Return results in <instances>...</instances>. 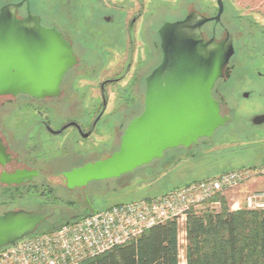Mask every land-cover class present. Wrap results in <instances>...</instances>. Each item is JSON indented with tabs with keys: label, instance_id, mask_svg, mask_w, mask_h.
I'll use <instances>...</instances> for the list:
<instances>
[{
	"label": "rangeland",
	"instance_id": "obj_1",
	"mask_svg": "<svg viewBox=\"0 0 264 264\" xmlns=\"http://www.w3.org/2000/svg\"><path fill=\"white\" fill-rule=\"evenodd\" d=\"M19 1L0 0V7L8 2ZM223 3L224 10L220 18L228 31L234 35L235 48H239L240 53H242L243 48H246L245 50L264 48V0H223ZM29 6L31 13L41 16L42 25H56L66 37L74 42L77 52L81 54L80 64L65 78L64 93L61 96L43 100H35L28 96L0 97V135L5 140H10L13 143L14 151L21 152L22 156L26 153L30 156L34 155L37 147L38 152L45 157H53V154L56 153L58 156L63 154L61 149L63 138H55L56 140H54L51 137L52 142L49 141L50 144H47L48 140L38 143L37 141H27L24 147H17L16 139L21 135H24L25 138L28 137L27 131L29 127L33 126L34 121L30 119V114L27 111L40 109L42 114L43 111L44 113L49 111L52 120L54 115L61 120L63 117L75 115L77 109H93L100 102L98 98H95L97 96L95 91L88 90L90 85H85L88 80L84 82V80L76 79L74 85L71 84V77L83 76L87 79L97 77L101 67H98V61L102 62V67H105L98 81L110 76L117 67V62L113 59L114 52L109 48H100L101 42L114 39L117 36L114 35L113 31L116 24L115 22L104 23L101 18L96 21L90 20L94 11L99 12V15L102 14V16L111 15L113 18L120 16L126 21H129L131 17L153 19L155 27L163 20L180 17L191 11L206 16H214L217 13L216 0H29ZM95 8L97 10H94ZM22 12H25V8L20 11V13ZM109 33L112 34V38ZM220 36L225 37L223 30ZM79 40H81L80 45ZM109 44L111 45V42ZM90 45H97L93 51L96 56L87 60L82 46ZM97 48H99V54ZM251 58L254 59L253 56H248L246 60H251ZM78 82L77 86L76 83ZM226 99L229 104L227 111L231 114V121L219 128L210 141L205 146L198 147L197 151L182 148L170 150L165 153L163 159L156 160L152 164H145L119 177L90 181L83 189L79 190H67L61 185L58 178L52 179L49 189L44 187H38L35 190L22 189L20 195L13 191L4 194L1 192L0 186V204L9 203L10 197L16 198L15 203L11 204L14 208H30L37 205L33 202L43 203L46 201L45 208L48 211H54V216L50 219L52 221L61 216H70V212H73L74 215L84 216L93 210L99 211L117 203L162 195L187 182L211 177L225 171L260 166L264 162V124L254 126L251 118L254 114L264 111V98L244 99L241 97L236 100L230 93ZM129 103L124 100L116 102L110 100L108 104L109 109H121L122 114L116 119L118 122L122 120L124 123L123 130L132 118L131 114L135 112L131 109L132 113H130V109H125V104L128 105ZM11 110L20 111L9 114ZM108 119L110 120V118ZM116 119L114 118V120ZM104 122L106 125L101 124L99 129L101 132H96L95 136L93 134L89 139L80 137L71 139L75 141H72L75 150L78 151L79 148L86 146L93 147L99 141L107 142L112 135V127L111 121L105 120ZM117 124L116 122L115 125ZM37 130H43V128H37ZM114 130H116L115 127ZM10 131H13V136L9 135ZM70 132H68V136ZM104 150L109 151V147L106 146ZM194 154H196L195 157L191 158L190 156H194ZM175 156L181 158L175 160ZM95 157L96 153L89 154V158L94 159ZM71 159L70 165L82 161L76 155H73ZM47 164L50 166L46 171L48 173H52L61 167L55 158L52 159L51 163L48 161ZM245 194L240 192V186H238L233 191L220 196L217 199L218 204L203 205L193 213L203 216L204 213H219L224 208L232 211L243 209L244 207L240 204H237L240 208L234 204L247 195ZM222 199L225 204L222 203ZM87 203L91 207H88ZM177 223L179 224L180 264H185V220H178ZM48 225V223L40 224L35 233L45 232L51 228ZM247 264L253 263L249 261ZM254 264H264V261Z\"/></svg>",
	"mask_w": 264,
	"mask_h": 264
},
{
	"label": "water",
	"instance_id": "obj_2",
	"mask_svg": "<svg viewBox=\"0 0 264 264\" xmlns=\"http://www.w3.org/2000/svg\"><path fill=\"white\" fill-rule=\"evenodd\" d=\"M24 2L27 13L19 17ZM216 4L214 16L192 11L160 27L163 59L146 79L143 111L127 124L117 151L64 174L68 188L129 173L162 157L167 149L190 147L200 138H211L225 125L228 116L221 115L211 90L233 53L231 34L220 40L204 39L201 34L204 23L220 20L223 0ZM76 62L71 44L55 27L42 25L40 16L31 13L28 0L0 7V96H57L63 76ZM263 122L264 114L253 118L255 124ZM7 160L0 141V163ZM35 174L18 171L4 175L3 180L20 183ZM51 214L25 209L0 214V248L34 234Z\"/></svg>",
	"mask_w": 264,
	"mask_h": 264
},
{
	"label": "flooded vegetation",
	"instance_id": "obj_3",
	"mask_svg": "<svg viewBox=\"0 0 264 264\" xmlns=\"http://www.w3.org/2000/svg\"><path fill=\"white\" fill-rule=\"evenodd\" d=\"M24 8H25V12L20 13V11L23 10ZM94 10L97 9L95 8ZM26 13H27V7H26V3L24 2L23 5L18 9V16L24 17ZM188 14H184L183 16L176 18L163 20L161 23H159V25H157V27H155V23L153 19L149 20L147 18L138 19L136 17H131L129 21H126L120 16H118L120 18L118 17L113 18L111 15L102 16V14L99 15V12L94 11L90 20L92 19L93 21H96V20H100L101 18V20H103L102 22L104 23L115 22L116 24L113 31L115 33L114 35L117 36L114 39H110L107 41L105 40L101 42L102 45L100 46V48H109L111 49V51L114 52L113 54L114 58L113 57L112 58L115 59V61L117 62V67L114 69L115 72L111 73L110 76L102 78L101 80L98 81L100 75H102V73L105 70V67H102L101 65L102 62L98 61L97 62L99 64L98 67L100 66L101 67L99 69V73L97 77L95 76V78L87 79V77H83V76L82 77L73 76L71 77L70 80H71V84H74L75 83L74 81L76 79H78L79 81L84 80V82L88 80L87 83H85V85H90L88 90L95 91V94L97 95L95 98H98L100 103L95 105L93 109H87V108L77 109L75 115L69 117H63V119L61 120L57 119L55 115L53 116L54 118L52 120L50 117L51 115L49 116V111L48 112L46 111L45 113L43 111V114H42V110L40 109L27 111V113L30 114L29 115L30 119H33L34 121L33 126L29 127L27 131L29 135L28 137L26 136L25 138L23 137L24 135H21L18 137V139H16L17 140L16 146L20 148L24 147L25 142L27 143V141L28 142L37 141L38 143L41 141L45 142L46 140H48L47 144H50L49 141L52 142V140L50 139L51 137H53L54 140H56L57 138H63V141L61 143V149L63 154H61L60 156H58V154L56 153L53 154V157L52 156L45 157L44 155H42V153L38 152L37 147H36L37 151L35 152L34 155L30 156V154L26 153L25 155L23 154L22 156L21 152L17 153L14 151V149L12 148L13 143L10 142V140H5L0 135V141L5 147L6 153L8 154V160L5 163H0V186L2 188L1 192L5 194L6 192L10 193L11 191H13L19 194L22 189L35 190L38 187H44L46 189H49L53 178L60 179L61 185L64 186L67 190L73 191V190L83 189L85 186L68 188L66 185V178L64 174L66 172L73 170L74 168L81 167L88 162H94L99 159L105 158L119 149L121 143V137L124 132L123 130L124 123L122 122V120H119L118 122V120L116 119L119 117V115L122 114L120 108L109 109L108 104L110 103V100H113V102L120 100L130 102L128 105L125 104V109H130V110L132 109L135 112L131 114L132 118L129 120V122L134 117L141 114L144 108L146 79L159 66V64L163 59L161 39L158 31L165 22H174V21L182 20ZM47 27H55L58 31L61 32L63 37L71 44L73 53L77 59L76 64L70 69H68V71L63 76L60 84L59 95L54 97H45V98H34L28 94H18L15 96L3 95L0 97L28 96L35 100H43V99L57 98L64 93L63 84L65 78L71 71H73V69L76 66L80 64L81 54L77 52V48L74 42L70 40L68 37H66L64 32L61 31L59 28H57L56 25H51ZM222 30L225 33V36L226 33L231 34V39L233 43V53L228 61L227 67L223 69L222 77L218 78L217 81L215 82L211 90V94L213 99H215L219 103L221 115L228 116V120L225 123L226 125L228 122L231 121V114L229 111H227L229 104L226 99L230 93L236 100L241 97L244 99L264 98V48H249L248 50H245L246 48H243L242 53H240L239 48H235L234 35L228 31L227 27H225V25L223 24L221 18L218 22L212 20L204 23L201 26V34L204 39H210L214 37L216 40H220L222 39V37L220 36ZM109 35L112 38V34L109 33ZM80 42L81 40H79L78 42L79 45ZM109 42H111V45L109 44ZM108 44L109 47H107ZM95 46L97 47V45ZM95 46L93 45L86 47L82 46L86 53L85 59L87 60L93 59V57L96 56V53L93 52L94 48H96ZM98 50L99 48H97V53L99 54L100 52H98ZM248 56H253L254 59L251 58V60H246ZM78 84L79 82L76 83L77 86ZM76 90L78 91V89ZM132 110L130 113H132ZM19 111L20 110L18 111L11 110L9 111V114L11 112H19ZM54 111H62V110H54ZM259 114H264V111L254 114L253 117L251 118V122L254 126H260L264 124V122L261 124L253 123V118ZM108 118H110V120ZM114 118L116 120H114ZM103 119L104 121L105 120L111 121L112 135L110 139L104 143L102 141H99L98 143H95L93 147L86 146L79 148L78 151L75 150V146L72 145V143L75 141L71 139H75L77 137H80L82 139H89L93 134L95 136L96 132L99 131L101 124L106 125ZM115 121L118 123L117 125H115L116 123ZM114 127L116 128V130H114ZM37 128L39 129L43 128V130H37ZM69 131L71 132L70 135L68 136ZM12 134L13 131H10L9 135L13 136ZM210 139L211 138L203 137L198 139L197 142L192 144L190 147L177 146L174 148L167 149L164 151L162 157L153 159L147 165L152 164L156 160L163 159L165 157V153L170 150H176L179 148L185 150H192V149L196 150L200 146H205L210 141ZM16 140L13 139V141L15 142ZM106 146L109 147V151L107 150L108 152L104 150ZM91 153H96V157L94 159L89 158V154ZM73 155H76V157H78L82 161H80L77 164L70 165L71 164L70 162L72 161L71 158L73 157ZM195 155L196 154H194V156L191 155V158H194ZM54 158L55 160L56 159L58 160V162L61 164V167L52 173L50 172L48 173L46 171L50 168V166H48L47 163L48 161H50L51 163L52 159ZM178 158L181 157L180 156L174 157L175 160H177ZM18 171H36V174L32 175L30 179L25 177L22 181H20V183H14L12 181L6 182L3 180L4 175H13ZM15 200L16 198L14 199L10 197L9 203L4 205L0 204V210H1L0 214L11 209H25L28 211H37V212L48 211L45 208V205L47 203L46 201L43 203L33 202L34 204L37 205L31 206L30 208H26V207L14 208L11 204L15 203ZM86 205L88 207H91L89 203H87ZM48 213H52L51 216L48 217L46 220H44L41 224L48 223L51 227L54 225L59 227L63 223L76 221L83 217L81 215H74L73 212H70L69 213L70 216L65 215V216H61L57 220L54 219L50 221V219L53 218L54 216V211L50 210L48 211ZM87 214L90 213H86V215Z\"/></svg>",
	"mask_w": 264,
	"mask_h": 264
},
{
	"label": "built area",
	"instance_id": "obj_4",
	"mask_svg": "<svg viewBox=\"0 0 264 264\" xmlns=\"http://www.w3.org/2000/svg\"><path fill=\"white\" fill-rule=\"evenodd\" d=\"M258 177H264V163L190 182L162 195L111 205L0 248V264H82L136 240L154 225L185 220L203 205H216L217 196ZM243 207L264 209V191L248 193Z\"/></svg>",
	"mask_w": 264,
	"mask_h": 264
},
{
	"label": "trees",
	"instance_id": "obj_5",
	"mask_svg": "<svg viewBox=\"0 0 264 264\" xmlns=\"http://www.w3.org/2000/svg\"><path fill=\"white\" fill-rule=\"evenodd\" d=\"M199 180L202 179L190 182ZM222 203L225 204L223 199ZM184 231L185 264L264 261V209L232 211L224 208L219 213H204L203 216L191 211L185 219ZM179 250V224L171 220L154 225L136 240L82 264H180Z\"/></svg>",
	"mask_w": 264,
	"mask_h": 264
},
{
	"label": "crops",
	"instance_id": "obj_6",
	"mask_svg": "<svg viewBox=\"0 0 264 264\" xmlns=\"http://www.w3.org/2000/svg\"><path fill=\"white\" fill-rule=\"evenodd\" d=\"M252 191H264V177H258L254 180H249L240 186V192L248 194ZM244 197L240 199L239 202L236 201V204L243 206Z\"/></svg>",
	"mask_w": 264,
	"mask_h": 264
}]
</instances>
